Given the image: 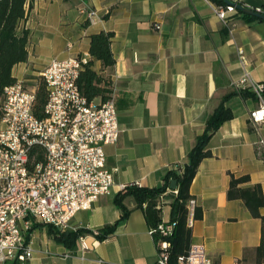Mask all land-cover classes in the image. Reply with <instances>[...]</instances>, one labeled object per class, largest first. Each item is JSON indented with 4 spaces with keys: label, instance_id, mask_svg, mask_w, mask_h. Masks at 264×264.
<instances>
[{
    "label": "crops",
    "instance_id": "0c3cea01",
    "mask_svg": "<svg viewBox=\"0 0 264 264\" xmlns=\"http://www.w3.org/2000/svg\"><path fill=\"white\" fill-rule=\"evenodd\" d=\"M231 1L264 8V0ZM212 3L34 0L22 24L30 32L29 57L14 67V75L27 82L25 76H40L55 58L88 54L91 60V34L113 32L115 66L104 67L94 60L93 67L113 82L122 133L117 143L105 146L115 175L111 192L91 208L78 211L71 221L70 230H90L85 232L90 249L82 255L78 239L70 247L54 237L49 225L35 223L28 238L35 252L27 264H157L151 226L133 197L126 198L132 211L115 233L100 240L91 232L120 219L122 210L115 197L125 186H161L166 172L186 161L210 115L225 95L236 90L234 82L244 76L264 82V20L238 10L231 33ZM91 9L98 12L95 23L86 13ZM155 24L161 28H154ZM251 93L234 94L226 101L233 117L210 139L212 155L202 160L190 187L203 210L192 227V242L204 243L220 264L263 262L256 254L262 220L251 214L242 199L228 197L232 174L249 175L244 185L261 184L264 192V150L257 146L264 124L257 127L250 121V112L261 103ZM161 206L162 218L170 220L168 195Z\"/></svg>",
    "mask_w": 264,
    "mask_h": 264
},
{
    "label": "built area",
    "instance_id": "2783aa9c",
    "mask_svg": "<svg viewBox=\"0 0 264 264\" xmlns=\"http://www.w3.org/2000/svg\"><path fill=\"white\" fill-rule=\"evenodd\" d=\"M213 8L233 33V16L239 12L236 6L214 3ZM255 10L264 13V8ZM86 13L91 23L99 20L95 9ZM239 53L247 63L243 50ZM89 61L85 54L55 58L48 64L40 74L48 89L44 117L34 111L38 79L32 85L17 80L4 90L0 117V264H27L35 252L28 239L35 223L62 232L70 230L76 213L91 208L115 184L105 146L117 143L122 133L117 99L113 92L103 100L90 99L81 91L78 80ZM233 86L256 94L261 103L250 112V121L257 127L264 124V82L244 76ZM257 146L264 150V136ZM168 190L178 194L177 188ZM196 208L197 200L192 196L187 202L191 228ZM175 225V221L162 219L150 228L158 247L157 264H171L169 237ZM91 234L98 238L101 232ZM78 242L84 255L90 249L87 234H80ZM176 264L220 263L210 257L204 243L192 242Z\"/></svg>",
    "mask_w": 264,
    "mask_h": 264
},
{
    "label": "trees",
    "instance_id": "16d2710c",
    "mask_svg": "<svg viewBox=\"0 0 264 264\" xmlns=\"http://www.w3.org/2000/svg\"><path fill=\"white\" fill-rule=\"evenodd\" d=\"M216 4L226 5L225 0H213ZM34 0H0V95H3L7 86L17 82L18 78L14 75V67L28 60L29 57V30L22 27L23 22L28 17L29 11ZM113 32L100 31L92 33L90 36V53L92 59L81 71L78 84L81 91L90 99L101 97L107 99L113 92V82L110 77L99 74L93 67L94 60H100L104 67H113L116 58L112 52ZM247 90H235L225 95L220 105L214 110L207 120L204 132L198 136L194 147L188 153L186 161L170 168L165 175L164 182L158 187L140 186L129 184L125 186L115 197V203L122 210L119 220L113 224L104 226L98 236L103 240L111 236L117 230L120 222L126 220L132 209L125 200L133 197L136 206L143 209L145 217L151 227H155L162 221V198L168 195L171 198V218L175 221V229L170 235L171 251L170 263L176 264L179 256L186 255L192 243V228L188 226L187 202L192 197L190 187L200 163L206 157L212 155L208 147L209 141L221 125L233 117V112L226 105V101L234 94L249 95ZM256 96L255 93H251ZM48 89L45 81L38 76L37 100L34 111L39 117L45 116V104L47 102ZM2 103H0V117L3 114ZM172 180L177 181L178 194H166L171 186ZM250 181L249 175L235 176L232 174L230 188L228 190L229 199H242L251 214L262 220V239L256 248L257 259L259 262L264 260V192L261 184L245 186ZM203 216L202 208L197 207L195 220ZM90 230L78 229L60 231L50 226V232L54 237L73 247L78 236Z\"/></svg>",
    "mask_w": 264,
    "mask_h": 264
},
{
    "label": "water",
    "instance_id": "95a60500",
    "mask_svg": "<svg viewBox=\"0 0 264 264\" xmlns=\"http://www.w3.org/2000/svg\"><path fill=\"white\" fill-rule=\"evenodd\" d=\"M228 4H232V5H235L236 8L244 13H247V14H251V15H254L256 17H259L260 19L264 20V13H261V12H258L256 11L255 9L253 8H250L242 3H235V2H232L231 0H225ZM172 189H176L177 188V181L176 180H172L171 182V186H170Z\"/></svg>",
    "mask_w": 264,
    "mask_h": 264
},
{
    "label": "rangeland",
    "instance_id": "374dc122",
    "mask_svg": "<svg viewBox=\"0 0 264 264\" xmlns=\"http://www.w3.org/2000/svg\"><path fill=\"white\" fill-rule=\"evenodd\" d=\"M25 79L27 80L28 85H32L35 83V80L38 79V77L37 76H25ZM3 98L4 96L0 95V103L3 102Z\"/></svg>",
    "mask_w": 264,
    "mask_h": 264
}]
</instances>
